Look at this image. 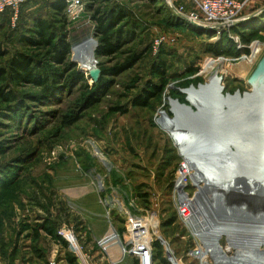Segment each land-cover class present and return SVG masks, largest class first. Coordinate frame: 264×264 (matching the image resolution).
I'll return each mask as SVG.
<instances>
[{
	"label": "rangeland",
	"instance_id": "rangeland-1",
	"mask_svg": "<svg viewBox=\"0 0 264 264\" xmlns=\"http://www.w3.org/2000/svg\"><path fill=\"white\" fill-rule=\"evenodd\" d=\"M83 2V10L76 16L66 9L65 31L71 42L69 60L86 79L62 78L49 97H40V85L12 84L19 97L26 93L24 104L15 111L5 109L6 103L0 100V181L6 185L8 178L19 176L12 187L0 192V264H78V259V263L68 259L73 252L69 244L62 245L42 230L45 222L58 235L62 229L73 231L90 258L106 264L98 246V238L108 230L106 208L100 201L106 196L112 203L125 202L149 219L156 264H173L174 260L181 264H238L250 253L254 258L247 264H261L264 224L260 219L248 221L242 210L207 198L204 191L212 190L215 182L206 170L210 166L194 154L202 153L204 146L179 138L170 125L214 137L215 143L226 135L249 136L248 131L242 132L244 121L237 122L239 114L234 117L228 104L238 94L244 97L252 90L247 77L264 56V30L245 43L249 46L255 41L250 55L251 48L239 49L235 39L241 37V27L218 33L188 18L197 11L191 0H98L92 1V11L87 8L91 1ZM110 4L125 9L129 37L118 53L98 58L91 14ZM39 15L54 22L49 0H35L25 7L16 28L0 17V49L7 52L0 58V66L16 51L24 50L20 37ZM245 15H251L245 24L264 23V3H249ZM178 17L184 21L182 26L174 23ZM87 37L99 69L97 78L78 58L77 45ZM224 38L232 45L227 53L207 52ZM259 44L262 50L254 59ZM135 52L139 55L132 66L114 71ZM244 54L248 56L235 59ZM161 59L167 67L164 81L152 72L154 62ZM102 68L107 75L99 86ZM214 74L219 90L209 94ZM163 82L162 94L148 106L134 105V98L149 83ZM221 101L220 121H213L208 104L219 106ZM255 150L250 153L254 174ZM228 152L235 157L229 166L242 180L248 157L234 137L220 150L224 156ZM217 158L212 165L221 160ZM119 219L115 218L118 229L124 227ZM214 219L212 246L205 247L206 232L201 225L209 227ZM241 235L261 240L244 244ZM192 250L198 255H191Z\"/></svg>",
	"mask_w": 264,
	"mask_h": 264
},
{
	"label": "trees",
	"instance_id": "trees-1",
	"mask_svg": "<svg viewBox=\"0 0 264 264\" xmlns=\"http://www.w3.org/2000/svg\"><path fill=\"white\" fill-rule=\"evenodd\" d=\"M33 1L35 0H26L21 5L15 26H13L11 22L12 13L10 10L0 14V17L6 18L11 28H16L21 23L25 7H30ZM86 1H91L87 4V8L89 11H92V1L98 0ZM167 6L172 10L169 5ZM49 7L52 10L54 22L40 15L34 16L31 20V26H29L20 37V42L24 50L16 51L6 65L0 66V100L6 103L5 109L15 111V109H19L20 106L24 104L23 97H25L26 93L23 92V97H19L14 88H11L12 84L23 85L28 83L40 85L43 89L40 97H49L57 88V84L64 78L72 80L78 78L79 81L86 79L84 72L77 69V64L69 60L71 42L65 31L67 23L65 12L67 8L66 1L49 0ZM91 17L95 23L94 35L97 39V47L94 51L95 56L103 58L118 53L129 37V29H127L129 24H125L124 21L127 17L125 9L120 4H110L104 9L100 8L94 10ZM245 22L247 21L238 23L234 29L241 27L238 31L241 40L243 43H249L253 38L258 36L261 30H264V23L262 22V25V23L260 24L259 22L247 24H245ZM56 23L60 26H56ZM174 23L178 26H182L184 21L178 17L174 20ZM224 40L225 41L217 43L216 46H210L207 52L217 56L227 53L230 50L228 47L232 45L229 39L224 38ZM6 53V51L0 49V58L7 55ZM138 55L139 53L137 52L132 53L126 62L114 71H120L124 67H129V65L132 66L137 61ZM67 68H72L73 71L67 74ZM101 71L102 74L98 82L99 86L102 84L104 75H107V70L105 68H102ZM152 72L155 76L160 78V81H164V78L167 76L166 62L163 59L154 62ZM69 74L70 76H68ZM165 85V82L162 84L149 83V88H145L142 94L134 98V105L148 106L152 99L162 94ZM12 178H8L6 185H2L0 181V192L12 187L19 176L16 175L13 179ZM204 178L205 177H203V179ZM117 218L119 219V217ZM119 229V231L122 232L125 226ZM42 230H45L62 245L68 246V242L58 235L54 228L47 225L46 222L43 224ZM68 259L72 263H78L77 257L73 252L69 254Z\"/></svg>",
	"mask_w": 264,
	"mask_h": 264
},
{
	"label": "built area",
	"instance_id": "built-area-1",
	"mask_svg": "<svg viewBox=\"0 0 264 264\" xmlns=\"http://www.w3.org/2000/svg\"><path fill=\"white\" fill-rule=\"evenodd\" d=\"M26 0H0V14L10 10L12 13L11 22L15 26L21 5ZM67 12L73 16L79 14L84 7L83 0H65ZM197 6V11L188 14V18L194 22L214 29L218 33H230L238 23L247 20L251 15L243 16L250 0H191ZM175 8V7H174ZM177 11V10H176ZM178 13L182 14L179 10ZM239 49L251 48V45L243 44L241 37L236 36ZM241 40V41H240ZM258 41V40H257ZM242 43V44H241ZM253 54L251 48V54ZM249 55V56H250ZM244 54L239 58L247 57ZM218 58H224L220 56ZM217 58V59H218ZM229 61L231 59L225 58ZM234 59V60H235ZM112 198L106 196L100 198L101 203L106 208V221L108 223L107 232L98 238V246L102 258L106 264H156L154 260L153 238L150 233L149 219L143 213H135L125 202L118 200L112 203ZM123 201V200H122ZM113 211V212H112ZM124 220L125 231L122 235L116 227L115 218ZM69 244L76 255L79 264H101L94 262L89 254L84 251L78 236L71 230L62 229L59 232ZM191 254L198 255L196 250ZM191 262V259L189 260ZM173 264H181L173 261Z\"/></svg>",
	"mask_w": 264,
	"mask_h": 264
},
{
	"label": "bare ground",
	"instance_id": "bare-ground-1",
	"mask_svg": "<svg viewBox=\"0 0 264 264\" xmlns=\"http://www.w3.org/2000/svg\"><path fill=\"white\" fill-rule=\"evenodd\" d=\"M88 39L89 37H87L86 40H84L82 43L77 45L80 51L78 54V58L83 60L82 64L86 68L90 69V73H91L92 71L97 69V66L95 64V60L93 59V48L91 47L90 49V43ZM254 50H255V54L253 55V57L254 59H258L260 56V50H262V47L259 44L255 47ZM252 73L253 71L249 74L248 76L249 79ZM211 80H212V86L209 89V94H211L212 91L219 90L218 84H217L218 80L216 79L215 74L212 76ZM218 104H220L219 106L217 105L218 107L217 106L212 107L213 105L211 106V104L210 105L208 104V107H207L209 110L211 108V112L210 111L209 112L210 114L212 113L211 116L213 118V121L214 119L220 121V110L222 109L223 101H221V103L218 102ZM236 112H237L236 110H232V109L230 110V113H232L233 116L234 114H236ZM236 115L234 117H237ZM229 116L231 117V115ZM231 118L234 119L233 117ZM211 122H212V119H211ZM248 124L246 126L243 125L242 132L247 133L248 131L249 136L247 137L244 136L242 138L239 135L237 136V135L231 134V136L236 139V143L238 147L244 150L245 155L248 157L246 161L247 166L245 170H243L242 172V176H243L242 180L238 179L237 175L231 170L230 168L231 166H229L231 158L226 157V156H221L218 154L217 150H214L216 147L219 148V146H221V144L225 142V139H220L216 141L215 143V141L213 142L214 137H212L211 139H208L207 136L205 135L202 136L201 134H197V132L190 133L188 130L184 131L182 130V128L180 129L175 124H171L170 127L175 129L176 135H178L179 138L189 139V140H192L198 143H203L210 149L208 153H203V152L200 154H197V152L195 153L197 156H199L200 162L204 160V162L207 163L208 166H210L206 170L210 171L209 176L215 182V184L211 186L212 190L204 191L207 198L209 197V200L217 199V202H220L224 204L225 206H231V207L237 208L239 211L242 210L243 212L242 214L245 215V218L248 221L249 220L257 221L260 219L261 224H264V127H262L259 124H255V123L253 125L250 122ZM244 127H247V128H244ZM239 130L241 132V129ZM254 150L256 152H254L253 157H257L256 164H255L256 170L254 171L255 174L252 173L251 171L252 169H250V168H253L250 153H252ZM217 156L221 160L216 162L214 166L212 165V163L218 159ZM219 170H222V171H219ZM196 179L199 180L200 178L196 177ZM194 183L197 186H199L198 185L199 181H196ZM211 204H213V201H211ZM198 220H199V217H198ZM215 221H217V219L216 220L214 219L212 223L209 224V227H207L206 225H203L204 223L199 221V223H202L201 227L205 228V232H206L205 247H209L210 245L212 246L211 239H212V232H213V228L215 225L214 223ZM240 239L242 240L241 243L250 244V245L261 240L260 237L251 236V235H244V236L241 235ZM251 254L252 253L246 255L244 261L239 262L238 264H247V262L252 261L254 256ZM206 264H210V263L206 262ZM251 264H257V263L255 262ZM261 264H264V260H261Z\"/></svg>",
	"mask_w": 264,
	"mask_h": 264
},
{
	"label": "water",
	"instance_id": "water-1",
	"mask_svg": "<svg viewBox=\"0 0 264 264\" xmlns=\"http://www.w3.org/2000/svg\"><path fill=\"white\" fill-rule=\"evenodd\" d=\"M90 74L93 78H97L99 69L97 68ZM248 82L252 87L251 92H246L244 97L238 94L237 97L229 102L228 108H230L229 110L232 109L238 112L239 115L237 116H239V120L237 122L244 121V126L250 122L253 125L255 123L264 127V56Z\"/></svg>",
	"mask_w": 264,
	"mask_h": 264
},
{
	"label": "flooded vegetation",
	"instance_id": "flooded-vegetation-1",
	"mask_svg": "<svg viewBox=\"0 0 264 264\" xmlns=\"http://www.w3.org/2000/svg\"><path fill=\"white\" fill-rule=\"evenodd\" d=\"M215 75H216V74H215ZM247 78H248V77H247ZM231 138H233L231 135H226V136H224L223 138H221V139H225V142H224L223 144H221V146H219V148L217 147V148H215L214 150H217L218 153H219V155L224 156L223 154H220V150L224 147V145H225L228 141H230ZM194 142H195V141H194ZM197 143H198V142H197ZM200 144H202V145L204 146L205 149L207 148L206 150H210L205 144H203V143H200ZM205 149H204L203 152H204V153H208L209 151L206 152ZM195 153H196V152H195ZM195 153H194V154H195ZM228 154H229V155H226V157H229V158L232 157V158H233V161H235V157L232 156V155H231V157H230V153H229V152H228ZM195 156L199 158V156H197L196 154H195ZM231 160H232V159H231Z\"/></svg>",
	"mask_w": 264,
	"mask_h": 264
},
{
	"label": "crops",
	"instance_id": "crops-1",
	"mask_svg": "<svg viewBox=\"0 0 264 264\" xmlns=\"http://www.w3.org/2000/svg\"><path fill=\"white\" fill-rule=\"evenodd\" d=\"M250 3H252V5L253 4H262V3H264V0H250Z\"/></svg>",
	"mask_w": 264,
	"mask_h": 264
}]
</instances>
